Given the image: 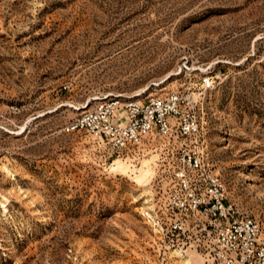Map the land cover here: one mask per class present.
<instances>
[{
    "label": "rangeland",
    "instance_id": "obj_1",
    "mask_svg": "<svg viewBox=\"0 0 264 264\" xmlns=\"http://www.w3.org/2000/svg\"><path fill=\"white\" fill-rule=\"evenodd\" d=\"M176 90L264 238V0H0V264H207L170 230L178 137L117 155L67 129L101 99Z\"/></svg>",
    "mask_w": 264,
    "mask_h": 264
},
{
    "label": "built area",
    "instance_id": "obj_2",
    "mask_svg": "<svg viewBox=\"0 0 264 264\" xmlns=\"http://www.w3.org/2000/svg\"><path fill=\"white\" fill-rule=\"evenodd\" d=\"M211 82L208 76L200 81L203 87ZM67 129L86 130L105 139L117 155L140 146L153 133L178 137L175 186L167 202V211L173 216L170 230L185 239L207 264H264L259 222L242 215L227 200L222 180L203 167L202 151L197 148L199 114L189 94L176 90L165 97L101 99Z\"/></svg>",
    "mask_w": 264,
    "mask_h": 264
},
{
    "label": "crops",
    "instance_id": "obj_3",
    "mask_svg": "<svg viewBox=\"0 0 264 264\" xmlns=\"http://www.w3.org/2000/svg\"><path fill=\"white\" fill-rule=\"evenodd\" d=\"M195 250V249H194ZM196 251V250H195Z\"/></svg>",
    "mask_w": 264,
    "mask_h": 264
}]
</instances>
